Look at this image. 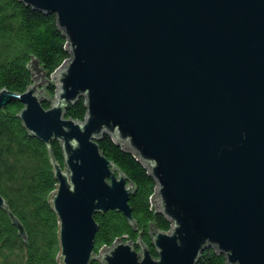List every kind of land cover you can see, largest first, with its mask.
Returning a JSON list of instances; mask_svg holds the SVG:
<instances>
[{
    "label": "water",
    "instance_id": "95a60500",
    "mask_svg": "<svg viewBox=\"0 0 264 264\" xmlns=\"http://www.w3.org/2000/svg\"><path fill=\"white\" fill-rule=\"evenodd\" d=\"M22 1L56 14L71 53L51 74L35 67L24 92L0 89V109L23 103L25 127L48 146L60 264H197L211 246L230 264H264V0ZM80 97L84 121L66 116ZM105 134L156 181L172 222L152 235L157 256L142 237L94 252L97 213L137 224L135 184L101 151ZM0 208L27 241L1 192Z\"/></svg>",
    "mask_w": 264,
    "mask_h": 264
},
{
    "label": "trees",
    "instance_id": "16d2710c",
    "mask_svg": "<svg viewBox=\"0 0 264 264\" xmlns=\"http://www.w3.org/2000/svg\"><path fill=\"white\" fill-rule=\"evenodd\" d=\"M67 42L55 13L35 9L22 0H0V89L24 92L33 82L35 67L53 73L71 56ZM56 90L54 82L47 84L49 96L42 97L44 107H51ZM23 107V103L14 101L0 109V192L24 224L28 239L19 235L8 213L0 208V264H60L59 220L50 199L58 180L47 144L34 136L19 116ZM86 113L84 97L66 110L67 117L79 121L85 120ZM99 145L135 184L130 204L137 224L132 225L117 210L97 213L95 254L117 239L137 243L142 237L152 255L157 256L152 235L156 230H170L172 222L152 203L155 179L136 154L117 144L110 135L105 134ZM51 146L56 160L65 168L61 142L53 140ZM91 264L104 263L95 258ZM197 264L230 263L224 253L211 246Z\"/></svg>",
    "mask_w": 264,
    "mask_h": 264
},
{
    "label": "rangeland",
    "instance_id": "374dc122",
    "mask_svg": "<svg viewBox=\"0 0 264 264\" xmlns=\"http://www.w3.org/2000/svg\"><path fill=\"white\" fill-rule=\"evenodd\" d=\"M55 83V82H54ZM43 94L46 96V97H48L49 95H48V93H47V91H46V88H45V90L43 91ZM51 99L52 100H55L56 99V95L54 96V97H51ZM155 197V196H154ZM153 197V198H154ZM152 203H153V205L155 206L156 204H157V201H153V199H152ZM156 208L158 207V206H155Z\"/></svg>",
    "mask_w": 264,
    "mask_h": 264
}]
</instances>
